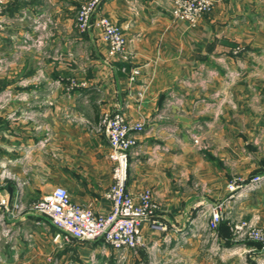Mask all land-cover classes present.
<instances>
[{
  "label": "crops",
  "instance_id": "crops-1",
  "mask_svg": "<svg viewBox=\"0 0 264 264\" xmlns=\"http://www.w3.org/2000/svg\"><path fill=\"white\" fill-rule=\"evenodd\" d=\"M88 1L0 0V264H257L264 247L234 243L227 221L206 226L233 177L264 175V0H213L196 27L173 18L174 0H104L97 16L123 30L127 59L100 29L78 30ZM117 111L145 124L128 191L151 190L169 231L144 225L137 251L55 242L33 206L57 187L112 211L110 147L96 128ZM227 208L264 226V187Z\"/></svg>",
  "mask_w": 264,
  "mask_h": 264
},
{
  "label": "built area",
  "instance_id": "built-area-1",
  "mask_svg": "<svg viewBox=\"0 0 264 264\" xmlns=\"http://www.w3.org/2000/svg\"><path fill=\"white\" fill-rule=\"evenodd\" d=\"M104 0H90L78 11L76 23L81 33L96 27L101 30L103 39L110 44V55H122L126 58V39L120 27L107 17H98ZM213 0H174L173 18L181 23L196 27L202 16L210 14L214 8ZM2 7L0 6V15ZM140 70H131L130 80L136 81ZM143 96V94H140ZM97 132L104 133L108 139L113 163V183L107 192L112 202V211L107 215L96 214L92 209L79 206L71 200L65 188L57 187L53 193L33 206V211L47 217L58 229L55 242L69 244L75 242L102 241L116 251H137L144 246L142 228L149 225L151 230L166 233L167 223L158 217L160 210L151 190L147 189L138 197L127 188L130 172V155L137 145L136 135L145 132L144 123H131L124 112L106 113L102 116ZM199 145V140L195 139ZM264 187V175L249 179L235 176L228 184L229 198L225 203L211 207L209 217L215 227L224 221L225 204L238 200L248 193ZM5 205V201L1 202ZM19 205V204H18ZM17 208L20 209V206ZM236 242L252 241L263 244L264 228L253 226L245 221L229 224Z\"/></svg>",
  "mask_w": 264,
  "mask_h": 264
},
{
  "label": "rangeland",
  "instance_id": "rangeland-1",
  "mask_svg": "<svg viewBox=\"0 0 264 264\" xmlns=\"http://www.w3.org/2000/svg\"><path fill=\"white\" fill-rule=\"evenodd\" d=\"M89 2V1H88ZM87 3V2H86ZM85 3V4H86ZM84 5V4H83ZM78 14V13H77ZM116 25V24H115ZM119 27V26H118ZM123 31V30H122ZM124 34V33H123ZM134 69V68H133ZM138 69V68H137ZM130 75H131V72H130ZM137 79V78H136ZM141 94H143V93H141ZM98 128V127H97ZM97 128H96V130H97ZM104 134V133H103ZM105 135V134H104ZM106 137V136H105ZM107 138V137H106ZM108 140V139H107ZM256 176V175H255ZM254 177V176H253ZM228 187V186H227ZM228 189V188H227ZM221 204V203H220ZM220 204H217V205H215V206H213V207H216V206H218V205H220ZM225 208H224V211H223V216H224V221H223V223L224 224H226V221L229 223V224H233V223H238V222H240V221H245V222H247V223H250L251 225H253V226H258L256 223H254L253 221H251V220H245V219H235V220H232L231 218H228V216H226V214H225V210H227L228 208H227V206H228V203H226L225 204ZM160 211V210H159ZM157 214H159V212L157 213ZM228 218V219H227ZM161 221H163V220H161ZM164 222V221H163ZM227 223V224H228ZM221 224V223H220ZM258 227H261V228H264V226H258ZM206 228H209V234L211 235L212 233H214L215 234V232L216 231H220L222 228H223V226H221L220 227V225H218L217 227H215L213 224H211V220L209 219V221L207 222V226H206ZM216 238L215 237H213V236H209V246L210 245H212V244H215V242H214V240H215ZM213 240V241H212ZM231 240L235 243L236 241L233 239V237H231ZM211 241H212V243H211ZM244 242H250V241H244ZM216 245V244H215ZM217 248V246L213 249V251H210L211 253H212V255L214 256V257H219L220 256V253H219V250H217L216 249ZM215 250V251H214ZM219 254V255H218ZM257 259V258H256ZM125 262V258L123 257H120L119 259H117V261H115V264H125L124 263ZM257 264H264V257H260V258H258L257 259Z\"/></svg>",
  "mask_w": 264,
  "mask_h": 264
},
{
  "label": "trees",
  "instance_id": "trees-1",
  "mask_svg": "<svg viewBox=\"0 0 264 264\" xmlns=\"http://www.w3.org/2000/svg\"><path fill=\"white\" fill-rule=\"evenodd\" d=\"M223 224H224V223L222 222V223L220 224V227H221ZM231 237H233L232 232H231ZM231 237H230V239H231ZM250 242H252V241H250ZM252 243H254L255 245L259 246L260 248H263V244H261V243H257V242H252Z\"/></svg>",
  "mask_w": 264,
  "mask_h": 264
}]
</instances>
